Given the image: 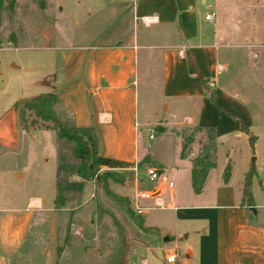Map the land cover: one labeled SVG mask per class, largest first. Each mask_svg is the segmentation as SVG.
Masks as SVG:
<instances>
[{"label":"crops","instance_id":"crops-1","mask_svg":"<svg viewBox=\"0 0 264 264\" xmlns=\"http://www.w3.org/2000/svg\"><path fill=\"white\" fill-rule=\"evenodd\" d=\"M239 3L245 5L242 0ZM256 4L260 6H251V23L246 25L242 19L233 25L217 22L213 0L107 2L105 12L112 19L105 32L87 44L67 49L62 54L63 81L58 87L50 85L58 96L55 110L62 126L95 130L100 173L124 172L131 176L136 189L146 178V174H138L142 157L137 114L143 81L167 102L166 111L171 107L180 111L173 123L179 130L184 128L181 126L214 128L216 140L227 139L232 145L248 137L255 118L264 120V49L260 51L264 48V0H256ZM88 12L92 18L94 13ZM208 14L213 15L212 20L206 19ZM34 16L37 15H29L26 23L32 32L40 31L31 19ZM147 16L157 17L156 22L146 26L142 18ZM44 24H39L42 31ZM43 37L46 39L45 34ZM256 52L261 56L255 58ZM209 97H214L224 112L218 111ZM146 166L149 164L143 167ZM260 173L256 168L253 177ZM242 184V179L233 183L230 176L215 193V201L185 206L166 205L162 187L156 186L152 191L156 197L141 202L144 212L154 208L172 210L173 225L162 232L150 231L153 226L145 218L132 217L141 230L140 237L147 236L141 240L146 252H161L152 253L150 264H167L165 251L175 246L181 253L174 235L180 224L186 246L184 264H264V199L258 200L252 181L254 206L240 207ZM260 186L264 188V180ZM166 187L174 199L175 184L173 188ZM156 198L161 207L155 205ZM48 223V264H53L50 249L53 241L59 240L60 227L54 206L41 196H29L19 208L0 209V249L4 259L10 262L19 255L35 224L40 227ZM158 234L165 242L160 250L149 245L152 236Z\"/></svg>","mask_w":264,"mask_h":264},{"label":"rangeland","instance_id":"rangeland-1","mask_svg":"<svg viewBox=\"0 0 264 264\" xmlns=\"http://www.w3.org/2000/svg\"><path fill=\"white\" fill-rule=\"evenodd\" d=\"M108 1L0 0V209L19 208L25 205L29 196H41L47 204L54 206L60 227L59 240L55 239L50 249L54 254L53 264H139L144 256L151 260L152 253L161 255L160 251L146 252L141 240L147 236L140 237L141 230L132 217H143L153 226L150 231L162 232L173 225L174 211L154 208L142 216L137 215L130 202L136 190L152 192L160 185L166 205L210 203L215 201V193L225 186L227 167H230L229 177L233 183L243 180V190L247 176L257 168L261 173L253 177L252 189L260 202L264 199V188L260 186L264 180V120L255 118L248 137L244 136L232 145L226 142L227 139L216 140L217 166L211 171V178L202 193L196 194L192 185V160L206 141L205 132L188 126H181L184 128L179 130L173 123L180 111L173 107L166 111L164 105L167 102L155 95L145 81L139 87L137 121L140 155L142 158L151 155L152 163L140 168L138 174L144 176L148 167H153L161 172V176L155 182L144 178L138 189L131 176L124 172L95 174L82 171L86 167L75 156L73 144L59 139L52 123H48L47 128L42 120L25 111L28 124L36 120L40 129L26 131L19 127L15 104L53 92L50 85H61L62 54L71 46L87 44L94 36L105 32L112 19L105 12ZM239 1L213 0L217 22L236 25L243 19L246 25L251 23L254 14L251 6L259 8L260 4H256V0H242L245 3L242 5ZM88 11L94 13L92 18L88 17ZM29 15H37L31 19L40 31L32 32L26 23ZM41 23H45L43 31L39 27ZM256 53L255 58L260 54ZM249 60L253 62V59ZM159 123L167 129L157 131L162 127ZM59 125L62 126L60 122ZM178 131L181 135L184 131V137L193 136L187 159L181 158L184 140ZM149 134H153L154 139L151 140ZM103 173L113 176L104 180ZM169 181L175 184L174 199L166 187ZM226 194L231 197L229 192ZM38 227L35 224L30 230L23 249L12 261L5 260L0 249V264L51 262L47 253L49 223ZM179 227L174 234L181 246L177 264H184V227L181 224ZM151 241L149 245L157 246L159 250L165 244L159 234L152 236ZM58 246H61V252L57 258Z\"/></svg>","mask_w":264,"mask_h":264},{"label":"trees","instance_id":"trees-1","mask_svg":"<svg viewBox=\"0 0 264 264\" xmlns=\"http://www.w3.org/2000/svg\"><path fill=\"white\" fill-rule=\"evenodd\" d=\"M211 102L214 104L216 109L220 112H224L217 103L214 97H209ZM58 102V96L55 91L44 93L38 95L36 97L30 99H23L18 101L14 109L18 116V124L19 127L26 130H39L38 121L33 120L31 125L28 124L26 119V112H30L35 118L42 120L43 124L46 126L48 123H52L53 128L57 130V136L61 140H67L68 142L73 144V152L75 156L81 160L82 166L86 167L85 169H81L82 171H92L95 174L100 172V167L98 165V138L96 132L93 128H68L59 125V120L57 117V113L55 110V106ZM245 130L249 132V129L243 125ZM47 128H49L47 126ZM194 130L204 131L206 135V141L202 144V149L200 153L192 160V185L193 190L196 194L202 193L206 181L208 179L209 173L212 169H214L216 164V135L214 128H195ZM157 131L163 132L164 129L162 127H158ZM183 137V150L181 152V158L187 159L189 157L190 148L193 141L192 134L189 137H184V131L182 132ZM251 141H253V137H251ZM152 157L151 155H146L142 158L138 167L142 168L145 164H151ZM226 173V181L230 175V167H227L225 170ZM104 180L110 178L112 173H103ZM255 175V169L247 176V180L245 183V187L243 190V205H247L249 207L254 206V200L252 195V179ZM97 176V175H96ZM138 221L141 222L140 218H137ZM61 246H58L57 249V258L60 256Z\"/></svg>","mask_w":264,"mask_h":264},{"label":"built area","instance_id":"built-area-1","mask_svg":"<svg viewBox=\"0 0 264 264\" xmlns=\"http://www.w3.org/2000/svg\"><path fill=\"white\" fill-rule=\"evenodd\" d=\"M212 18L213 15L211 14L206 15V19L212 20ZM156 20L157 17L155 16H147L142 18V22L146 26L155 23ZM149 138L151 140L154 139V135L151 134ZM135 171H137V168H135ZM160 176L161 173L156 168L150 167L147 169L146 177L150 182L157 181ZM167 186L168 188H173L174 183L168 182ZM157 187H159V185H157ZM155 197L156 195L153 192H149L146 190H136V194L131 200V205L133 207L132 210H134L137 213V215L139 216L142 215L144 213L145 208L142 206L141 202L154 199ZM155 205L157 207H161V201L157 200V198L155 199ZM180 255H181L180 249L177 246H175L174 249L165 251V261L167 264H177ZM139 264H150V262L147 257H142L139 261Z\"/></svg>","mask_w":264,"mask_h":264},{"label":"water","instance_id":"water-1","mask_svg":"<svg viewBox=\"0 0 264 264\" xmlns=\"http://www.w3.org/2000/svg\"><path fill=\"white\" fill-rule=\"evenodd\" d=\"M252 210H253L254 212H256L255 209H252Z\"/></svg>","mask_w":264,"mask_h":264}]
</instances>
